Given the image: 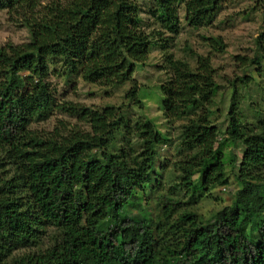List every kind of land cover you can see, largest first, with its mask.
I'll list each match as a JSON object with an SVG mask.
<instances>
[{
  "label": "trees",
  "instance_id": "trees-1",
  "mask_svg": "<svg viewBox=\"0 0 264 264\" xmlns=\"http://www.w3.org/2000/svg\"><path fill=\"white\" fill-rule=\"evenodd\" d=\"M154 1L155 22L176 33L178 0ZM181 1L194 30L209 28L223 2ZM3 11L28 30L29 41L0 47V264H264V116L247 128L239 89L254 78L230 79L228 126L219 140L211 123L219 112L212 109L219 86L211 55L224 53L221 37H201L208 55L190 51L193 61L175 60L170 38L156 31L152 42L141 27L137 0H0ZM155 45L168 71L160 86L162 115L180 122L178 160L171 164L177 184L195 192L193 177L200 175L201 189L225 188L231 166L238 188L231 205L206 223L181 215L174 243L161 238V227L181 202L160 193L161 175L148 190L156 193V219L148 206L146 189L166 170L157 164L165 141L153 123L136 122L130 134L117 107L64 102L54 108L75 124L58 121L49 132L29 128L53 102L49 65L60 64L65 78L119 87L132 82L134 66L145 64ZM256 47L253 57L235 59L261 76L264 34ZM127 98L138 102L136 84ZM119 133L123 145L113 153ZM128 136L138 143L134 157ZM229 142L244 148L237 170L236 157L222 152Z\"/></svg>",
  "mask_w": 264,
  "mask_h": 264
},
{
  "label": "rangeland",
  "instance_id": "rangeland-1",
  "mask_svg": "<svg viewBox=\"0 0 264 264\" xmlns=\"http://www.w3.org/2000/svg\"><path fill=\"white\" fill-rule=\"evenodd\" d=\"M139 5L140 25L145 31L152 35V42L155 40V32L160 31L164 37L169 39V53L175 60L184 59L193 61L190 51L198 54L208 55V48L202 38L221 37L225 44L223 54H212V67L216 71V82L219 86L218 92L212 105V109L217 111L211 118V123L219 130V140L224 138L225 130L228 126V104L231 90L229 80L237 76L247 75L254 78V83L249 88L239 89L241 100L239 102L240 115L245 121L247 128L251 129L264 116V61L261 64L262 75H258L256 67L240 69V63L235 57H253L257 52L256 39L264 34V0H223L222 6L216 19L209 28L194 30L185 23L184 3L181 0L175 2L178 10L179 22L176 33L171 34L161 29L150 14L155 10L154 0H137ZM16 20L11 19L3 11L0 13V47L11 43L21 45L29 41L28 30L21 26ZM202 37V38H201ZM157 43H159L157 41ZM164 56L159 51L158 46H153L149 59L143 65H135L132 74V82L119 87H100L87 84L78 76L63 77L60 64L49 65V75L46 84L53 96V102L49 110L43 112L30 125L31 130L38 132H49L58 121H65L75 124V119L59 113L55 106L60 103L70 102L84 105L88 108L102 109L109 106L119 108L129 126L132 134L136 122L149 121L154 124L156 130L163 136L164 144L158 148L157 164L164 163L166 170L159 169L153 176L152 183L146 189L149 195L151 216L157 218L159 204L155 199L156 193L148 190L154 188V182L159 175L161 178L160 193L167 194L181 202L173 216L161 227L163 235L168 243H174L179 237L182 227H179V217L184 213L195 216V221L206 223L215 213L224 207L231 205L237 191V184L233 180L231 166H227L229 173V185L225 188L214 187L212 189H201L200 175H195L193 181L198 187L195 192L185 191L177 184V174L172 171L171 164L177 161L176 145L178 142V128L180 122H168L164 119L161 110L160 86L168 78L167 68H164ZM137 87V101L134 102L127 98V93L133 85ZM140 103V104H139ZM86 129V128H85ZM123 132V131H122ZM131 148H128L130 157L137 155L139 147L137 141L128 136ZM124 137L121 133L116 138L112 152L116 153L123 145ZM241 143H226L222 152L227 158L236 157L233 160L235 170H237L240 157L243 153ZM161 166V165H158ZM158 191V190H157ZM158 193V192H157ZM145 208V207H143ZM248 230V228H246ZM255 241L260 237L256 233H251Z\"/></svg>",
  "mask_w": 264,
  "mask_h": 264
}]
</instances>
